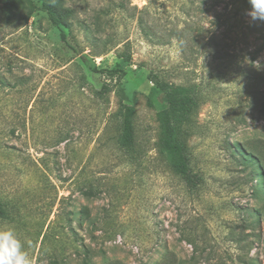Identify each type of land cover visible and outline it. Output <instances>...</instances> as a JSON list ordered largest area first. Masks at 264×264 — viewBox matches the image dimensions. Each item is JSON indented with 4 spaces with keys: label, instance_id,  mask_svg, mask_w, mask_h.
<instances>
[{
    "label": "rangeland",
    "instance_id": "374dc122",
    "mask_svg": "<svg viewBox=\"0 0 264 264\" xmlns=\"http://www.w3.org/2000/svg\"><path fill=\"white\" fill-rule=\"evenodd\" d=\"M35 3L21 17L0 3V230L32 264H264V21L252 6L62 0L60 28ZM163 83L197 100L182 139L193 183L160 147ZM123 104L136 110L130 147Z\"/></svg>",
    "mask_w": 264,
    "mask_h": 264
},
{
    "label": "trees",
    "instance_id": "16d2710c",
    "mask_svg": "<svg viewBox=\"0 0 264 264\" xmlns=\"http://www.w3.org/2000/svg\"><path fill=\"white\" fill-rule=\"evenodd\" d=\"M36 0H0L1 10L7 16L21 17L25 14V10L30 7L29 16H31L38 8ZM42 3V8L46 11L50 21L56 27H62L64 20L70 16L67 9L62 7V0H38ZM246 6H251L249 0H241ZM26 19V18H25ZM62 41H66V35L61 34ZM112 76H122L125 72L114 68L106 71ZM162 90V105L159 110V120L161 124V139L160 147L163 153L167 156L173 170L183 176V178L193 183L191 177L189 159L185 152L183 137L187 134L186 127L192 118L196 107L197 100L194 97V92L190 88L175 87L173 85L163 83ZM152 104V103H150ZM121 112L123 114V127L121 142L124 146L130 147L135 143V118L136 110L131 105H122ZM264 114V105L261 109ZM248 156V155H246ZM249 162L258 161L253 155L244 158ZM261 180L264 183V177L261 175Z\"/></svg>",
    "mask_w": 264,
    "mask_h": 264
},
{
    "label": "clouds",
    "instance_id": "9594fccd",
    "mask_svg": "<svg viewBox=\"0 0 264 264\" xmlns=\"http://www.w3.org/2000/svg\"><path fill=\"white\" fill-rule=\"evenodd\" d=\"M249 3L252 6L249 15L254 20L264 21V0H249ZM0 264H32L12 228L0 230Z\"/></svg>",
    "mask_w": 264,
    "mask_h": 264
}]
</instances>
